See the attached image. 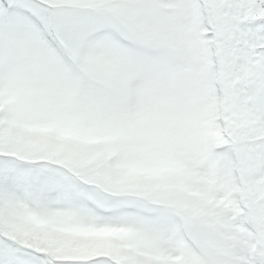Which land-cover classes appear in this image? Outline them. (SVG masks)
I'll use <instances>...</instances> for the list:
<instances>
[{"label": "snow or ice", "instance_id": "6c2138e0", "mask_svg": "<svg viewBox=\"0 0 264 264\" xmlns=\"http://www.w3.org/2000/svg\"><path fill=\"white\" fill-rule=\"evenodd\" d=\"M0 264H264V0H0Z\"/></svg>", "mask_w": 264, "mask_h": 264}]
</instances>
